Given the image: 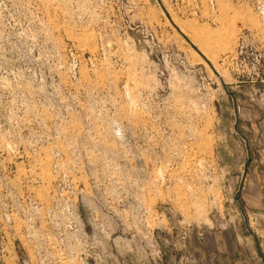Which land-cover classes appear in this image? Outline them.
I'll use <instances>...</instances> for the list:
<instances>
[{
  "label": "rangeland",
  "instance_id": "rangeland-1",
  "mask_svg": "<svg viewBox=\"0 0 264 264\" xmlns=\"http://www.w3.org/2000/svg\"><path fill=\"white\" fill-rule=\"evenodd\" d=\"M0 264H264V0H0Z\"/></svg>",
  "mask_w": 264,
  "mask_h": 264
}]
</instances>
